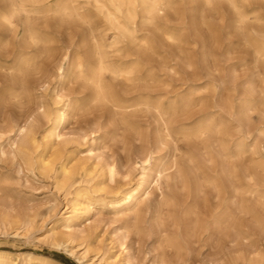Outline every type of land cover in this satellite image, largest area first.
<instances>
[{
	"label": "rangeland",
	"instance_id": "1",
	"mask_svg": "<svg viewBox=\"0 0 264 264\" xmlns=\"http://www.w3.org/2000/svg\"><path fill=\"white\" fill-rule=\"evenodd\" d=\"M162 3L149 28L152 54L125 59L139 62V81H111L124 110L92 102L81 80L77 64L85 74L92 61L86 26L35 21L46 40L31 46L22 27L13 33L0 25V224L4 213L33 222L19 236L0 233V252L13 254L14 264L21 254L57 264H81L78 254L93 264H264V0L237 2L244 22L224 2ZM154 104L173 110L170 139ZM25 122L36 140L30 166L9 153L19 138L9 128ZM205 124L220 133L197 141L193 134ZM225 164L239 184L224 182L217 194L206 179L222 178ZM186 169L199 192L182 186L178 171ZM128 193L138 199L131 207L124 206ZM75 205L85 209L68 235L61 219ZM191 208L207 215L206 228L185 249L168 246L195 220ZM224 210L229 218L215 224L212 213Z\"/></svg>",
	"mask_w": 264,
	"mask_h": 264
},
{
	"label": "bare ground",
	"instance_id": "2",
	"mask_svg": "<svg viewBox=\"0 0 264 264\" xmlns=\"http://www.w3.org/2000/svg\"><path fill=\"white\" fill-rule=\"evenodd\" d=\"M1 1L3 2V4L0 11V25L8 28L13 33L18 32L19 28L22 27L24 39L31 46L43 45L44 41L46 40L44 39L43 36L44 34L41 33V30H39L35 21L53 19L60 23L62 22L66 24L78 23L86 26L88 30V35L90 37V42L92 44V49H91L92 61L90 62L91 64H89L90 66L88 67L87 72L85 74L82 71L83 68L82 64H77L79 75L81 77V80L90 88L92 102H94L95 104L110 105L112 108L118 110H124L125 108L123 107L122 103H120L115 98L114 93L112 91L111 81L119 80L124 82L125 84L132 83V85L136 80L139 81V76H138L140 71L139 62H137V59L131 61H125V59H127L128 56L132 57L135 56V54H140V53L152 54L153 45L151 43V37L149 35V28L154 26L155 19L162 13L163 11L162 7L166 4V3H162L163 0H1ZM239 1L246 2L248 0H239ZM239 1L238 0H204V2L209 5L213 2H218V3L224 2L228 4L229 7L235 12V15L237 16L238 20L240 22H244L247 19V14L240 8V5L237 3ZM93 18H96V21H93ZM142 29L146 30L148 34L146 33L144 36H139V33L142 31ZM108 32L110 33V37H111L110 41H108L109 40V35H107ZM166 37L170 40L171 39L173 40V37L169 34H166ZM132 50H134L135 53H133ZM261 55L264 58L263 52L261 53ZM22 65L24 69H28L32 67L30 61H24ZM147 107H149L148 104L146 105V108ZM151 108L156 111V114L160 118V122H161L160 132L161 135L163 136V139L166 138L170 139L173 131V127H172L173 110L172 109L162 110L160 105L157 104L152 105ZM243 113H245V111ZM56 128H57V124L55 123L52 128V131L55 132ZM235 129L236 131L239 130L240 129L239 125L238 126L236 125ZM8 132L10 134H13V136L16 137L19 136L18 141H13L11 143L10 152H9L11 154V158L18 159L19 157L24 161V163L27 166L32 165V163L35 162L34 157H32V150L33 148L36 147V140L33 137L29 125H27L26 122L23 124L22 123L13 124L9 128ZM217 133H220L217 130V125L205 124L202 127L198 128L193 135L198 141V140H203V138L208 140L210 137L212 138V136L214 134L216 135ZM53 137L54 135L50 134L46 138L49 140V142H52ZM55 137L57 138L58 136L55 135ZM147 156L148 155H146L145 157ZM38 163H44L43 156L42 157L40 156V160ZM62 170L65 172V166H62ZM220 171H221L220 175L222 174V178L211 177L206 179L207 183L213 186V189L216 190L217 194L222 192L224 188L223 187L224 182H227L232 186L234 184V181H237V183L239 182V176H240L238 175L237 171H231L226 164L222 166ZM109 172L111 173L112 169ZM178 172H179V177L181 179V183H183L182 186L184 185L185 188L186 187L192 188V190L195 191V193L200 191L199 190L201 185L200 182L198 180H194L190 178V174L187 172V169L179 170ZM142 180L144 179L142 178ZM233 189H235L236 191L239 190L236 187H234ZM125 199H126V202L124 203L125 207H131V205H133L135 202L138 203V199L135 198L134 200V195L129 193L125 194ZM75 207L76 205L72 207V210H70L69 213L67 212V215L64 218L61 219V222H63L64 224L63 229L67 232L68 235L72 234V228H73V223L75 222L76 211L79 212L85 209V208L77 209ZM130 210L131 209H128V211ZM132 211L134 212L135 219L137 222L139 220L138 214L140 210H138L136 206H134L132 208ZM126 214H128V212H126ZM187 214L194 215L195 220L189 221V223L186 222L187 224L184 225L186 231L184 233V236L181 237L178 242L174 241V239L171 240L169 239L168 246L175 248L179 246L185 249L189 244V239L193 237L196 233H199L206 228V225L208 223L206 214L201 215L194 208L190 211H187ZM229 214L230 213H228V210H224L223 212H220L215 215H213L212 213L211 216L214 218L213 222L215 224L222 225L224 224L225 220L229 218L230 216ZM3 215L4 216L0 224V233L8 234L11 232V234L15 236H19L21 233L20 230L30 228L33 224L32 220H29L28 218L22 220L18 216L10 213H4ZM52 231L54 234L50 236L49 239L52 242V245L57 247V245L60 244V241L56 238L57 231H55V228H53ZM69 247L70 245L65 246V249L68 252H70L73 255L78 254L77 252L75 253L73 249ZM12 257L14 256L11 253L4 251L0 252V264H14V262H12L11 260ZM15 257L16 259H21V264H57L56 262H54L49 258L42 256L38 257L32 254H21L20 256H15ZM77 259L80 261L81 264H93V263H88L86 255L84 254H78ZM109 260H110L109 258L106 259L104 263L107 264ZM123 262L124 264H130V260L127 258L124 259Z\"/></svg>",
	"mask_w": 264,
	"mask_h": 264
}]
</instances>
